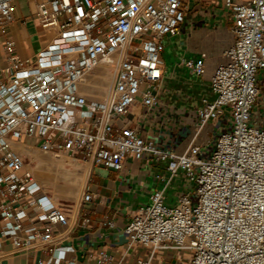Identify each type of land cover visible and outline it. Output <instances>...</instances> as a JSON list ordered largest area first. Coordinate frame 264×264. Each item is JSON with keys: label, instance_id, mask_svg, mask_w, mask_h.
I'll use <instances>...</instances> for the list:
<instances>
[{"label": "built area", "instance_id": "built-area-1", "mask_svg": "<svg viewBox=\"0 0 264 264\" xmlns=\"http://www.w3.org/2000/svg\"><path fill=\"white\" fill-rule=\"evenodd\" d=\"M16 2L0 0V247L47 256L37 264H73L52 231L55 224L68 226L71 210L50 202L28 174L13 149L22 142L115 172L127 158L166 163L168 175L155 176L159 186L150 203L123 228L129 246L148 248L136 264H151L156 251L186 252L187 264H264V126L252 113L260 94L257 75L264 72V0H219L229 11L232 41L209 77L214 98L201 100L192 140L181 153L143 139L126 116L135 117L134 106L149 114L159 104L164 38L178 32L188 0H26L32 20L55 35L25 58L6 38ZM101 65L103 97H83L80 78ZM185 66L204 73L202 61ZM225 110L230 130L201 156L194 140ZM179 172L193 190L168 207L164 192ZM90 200L85 192L79 201ZM32 209L43 227L22 224ZM99 256L100 264L113 261L104 252Z\"/></svg>", "mask_w": 264, "mask_h": 264}, {"label": "crops", "instance_id": "crops-1", "mask_svg": "<svg viewBox=\"0 0 264 264\" xmlns=\"http://www.w3.org/2000/svg\"><path fill=\"white\" fill-rule=\"evenodd\" d=\"M31 7L34 9L32 3ZM15 17L7 28L6 38L13 40L21 57L30 56L46 43L41 39L36 22L35 30L28 31L27 23H23L26 19L17 17L16 13ZM231 25L229 11L220 5L219 0H188V10L178 32L164 38L161 56L164 75L156 91L159 104L149 114L134 106L131 112L135 117L132 118L131 114L126 116L143 139L161 149L172 148L177 153L189 145L193 125L197 121L195 112L201 106V100L214 98L209 77L215 67L225 61L221 54L231 44ZM186 61H202L204 73L196 75L185 66ZM257 82L260 94L252 113L257 117V124L264 126V72L258 73ZM230 127L226 110L218 119L209 120L194 140V144L200 147L201 156L206 155L216 138ZM165 165V162L147 165L143 160L127 158L118 172L91 165L84 180L83 172L82 193L88 192L91 200L86 203L77 201L70 207L69 215L74 218L72 223L69 222L68 226L55 224L52 229L54 237H61L56 247L65 250V261L100 264L99 252L113 258L111 263L102 264H136V260L147 258L148 248L136 244L129 246L123 228L130 218L150 203L153 189L159 186L155 176L163 178L168 175ZM192 190L193 186L179 172L164 192L165 205L173 207L179 195ZM190 198L193 199V195ZM49 200L52 202L50 197ZM38 214V210H30L21 219L22 224L43 227L44 223L36 219ZM2 224L0 219V227ZM165 253L156 251L151 264H176L183 261L184 254H188L175 251L166 256ZM188 259L189 256L186 264ZM40 260L45 262L47 256L38 251L10 254L7 243L0 247V264H37Z\"/></svg>", "mask_w": 264, "mask_h": 264}, {"label": "bare ground", "instance_id": "bare-ground-1", "mask_svg": "<svg viewBox=\"0 0 264 264\" xmlns=\"http://www.w3.org/2000/svg\"><path fill=\"white\" fill-rule=\"evenodd\" d=\"M39 31L46 34V44L55 35L53 29H39ZM105 72V68L101 65L92 72L84 74L78 82L80 94L88 99L101 100L106 90ZM13 149L25 159L28 174L43 189V192L48 193L51 189L53 195L50 198L53 203L59 198H72L81 184L84 165L87 170L90 169L89 161L76 160L64 154L52 155L31 144L16 142L13 144ZM31 163L33 165H30ZM73 219L70 217V223Z\"/></svg>", "mask_w": 264, "mask_h": 264}, {"label": "rangeland", "instance_id": "rangeland-1", "mask_svg": "<svg viewBox=\"0 0 264 264\" xmlns=\"http://www.w3.org/2000/svg\"><path fill=\"white\" fill-rule=\"evenodd\" d=\"M16 16L17 17H21L23 19H26L28 22L26 24V28L28 31H32V30H35L34 29V21L32 20L30 14H29V9H28V6H27V2L26 0H19L17 3H16ZM41 30H44L42 28H39ZM40 33V32H39ZM40 36H41V39L42 41H45L46 40V34H42L40 33ZM138 108V107H137ZM25 159H24V164H25ZM28 162V160H27ZM30 165H33L32 163ZM86 166L84 165V177H83V180L85 178V175H86ZM21 174V172L19 173ZM82 184H83V181L82 183L79 185V188H78V191L76 190L74 196L70 199H63V198H59L55 201V203L53 204H58V205H63L65 208H68L70 209V207H73L76 202H77V199L78 201L80 200V197H81V194H82V191H83V188L82 187ZM43 190V189H42ZM81 190V191H80ZM43 192V191H42ZM51 189L48 190V193H45V194H48L49 197H51L53 195V193L51 192ZM44 193V192H43ZM188 254H184L183 257H182V262L179 260V262H177L176 264H186L185 261L186 259L188 258ZM190 257V256H189ZM174 262H176V260H174ZM175 264V263H174Z\"/></svg>", "mask_w": 264, "mask_h": 264}]
</instances>
